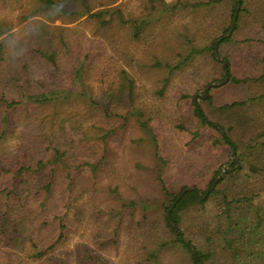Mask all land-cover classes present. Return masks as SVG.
I'll return each instance as SVG.
<instances>
[{
	"label": "trees",
	"instance_id": "1",
	"mask_svg": "<svg viewBox=\"0 0 264 264\" xmlns=\"http://www.w3.org/2000/svg\"><path fill=\"white\" fill-rule=\"evenodd\" d=\"M118 1L0 0V155L8 153L1 144L15 128L16 111H25L29 133L26 144L0 158L13 164L0 165V245L10 256L27 257V264H66L55 251L70 215L80 221L88 207L108 234L117 236L120 228L128 237L133 233L138 264H164L160 257L169 250L185 253V264H264V204L258 198L264 191V0ZM234 17L235 28L223 37ZM218 38L221 61L214 53ZM136 67L162 70L161 96L171 79L181 78L180 98L190 99L192 115L218 133L213 144L227 154L174 190L160 178L164 200L158 207L141 200L142 210L134 199L125 200L119 185L97 187L104 172L111 177L117 170L109 167L114 163L106 147L95 155L98 141L129 125L133 114L145 116L141 126L156 142L145 108L151 86L144 74L140 85L128 80ZM225 71V84L210 87L205 98L195 95ZM214 89H223L221 99ZM186 130L197 137V130ZM86 139L94 145L86 147ZM85 149L96 158L86 159ZM241 155L251 164L247 171L233 158ZM223 164L228 171L200 199ZM59 181L64 209L52 212L48 205ZM186 186L199 192L191 189L176 200ZM127 206L137 212L124 222ZM104 212L109 217L103 219ZM77 249L89 257L87 247Z\"/></svg>",
	"mask_w": 264,
	"mask_h": 264
},
{
	"label": "rangeland",
	"instance_id": "2",
	"mask_svg": "<svg viewBox=\"0 0 264 264\" xmlns=\"http://www.w3.org/2000/svg\"><path fill=\"white\" fill-rule=\"evenodd\" d=\"M131 9L134 13L137 10L134 4ZM144 23V20L138 21V25H144ZM55 24H60V22L56 21ZM129 70H131V77L128 80H133L137 85H140L141 82L138 77L144 74L145 78L143 79L151 86L148 92L149 94L146 95L147 104L145 108L149 111L146 118L151 132L156 138V142L152 141L151 133L141 126L140 121L145 116L141 117L138 114H133L130 117L129 125L124 126V128L119 126L108 136L106 142L98 141L100 147H106L110 152L107 155L114 164L109 165V167H113L117 172L111 177L104 172L102 175L103 179L97 187L105 183L119 185L118 190L125 200L134 199L137 202L139 210H142L140 208L141 200H145V202L152 206L154 205L153 207H158L164 200L160 178L164 180L169 190H174L183 184H189V179L192 176L191 173L195 170L196 173H199L201 169H204L202 165L212 166L221 164L227 159V154L222 144H213L212 139L217 137L218 133L211 128L201 126L199 120L192 115L190 99L183 100L180 98L178 90H181V86L184 85L181 78L176 77L179 81L171 79V83L166 86L164 94L161 96L156 92V89L162 86V81L159 79L163 76L162 70L161 72H154L153 69L143 68L144 71L141 72L138 67L136 69L130 68ZM221 80L211 81L209 83ZM91 83L93 86L96 85L95 81ZM190 85L194 88L200 87L199 83L196 85L194 81ZM206 85L203 88V92L196 93L195 95L202 97ZM189 91L191 93L193 92V90ZM222 91L223 89H214L211 91V94L215 96V99L219 96V99H221ZM202 105L207 111L208 106L206 103L203 102ZM1 114L2 110L0 107V118L2 117ZM12 119L15 128L13 132L8 134V137L6 136L4 138L1 144L4 147V153H8L5 156L0 155V158L6 159L8 155L11 156L19 145L22 146V144H26L29 140V133H26L27 131L23 127L25 123V111L23 109L16 111ZM186 129L197 130V137L192 139V136ZM92 134L93 131L90 130L89 137ZM93 145L90 139H86V147ZM85 150L87 155L86 159L91 157L95 159L102 152V147L97 149L96 156H92V150ZM159 156L165 159L166 163L163 164L160 162L158 159ZM235 157L238 161L237 165H241L242 171L250 169L249 165L251 164L244 155H241L240 158ZM71 161L74 160L72 159ZM0 163V165H13L5 160H1ZM223 167L228 166L223 164L220 170ZM3 179L4 177L0 178V187L3 184ZM63 186L64 183L59 181L55 191L52 192L51 201L48 205L52 212L64 209L61 200ZM258 198L264 204V191L258 193ZM70 199L74 200L71 196ZM112 201L110 199V201H104V203L106 204V202ZM133 209L137 212L135 210L136 207L127 206L125 208L124 222L128 218L129 220H133ZM105 211L108 210L105 209ZM147 212H155V208H149ZM89 213V208L84 207L83 217L80 221H77L74 219V216L70 215V226L64 236L62 244L55 251L57 257L62 259L66 264H100L101 262L105 264H138L142 256L138 249L133 246V233H130V237H128L120 228L117 236L112 233L108 234V228L103 220L94 222ZM103 215V219H105L109 217V212H104ZM105 236H108V240L104 242ZM79 245L87 247L91 256L89 255L87 257L84 253H80L77 249ZM7 248L8 246L0 245V261L13 259V264H27V257L22 256V254L17 256L12 254L10 256L5 250ZM164 253L160 257V261L164 264H185L184 262L187 259H185L187 257L185 253H183L185 257L181 254L173 253L172 250H169V252L165 251ZM96 256L98 258H95ZM90 257H94L95 260L89 259Z\"/></svg>",
	"mask_w": 264,
	"mask_h": 264
},
{
	"label": "water",
	"instance_id": "3",
	"mask_svg": "<svg viewBox=\"0 0 264 264\" xmlns=\"http://www.w3.org/2000/svg\"><path fill=\"white\" fill-rule=\"evenodd\" d=\"M238 8H239V2H238V6H237V8H236V12H237ZM235 17H236V14H235ZM235 17H234V19H233L232 22H231L230 29H229V30L223 35V37H227V36H229V35L231 34L232 30L235 28V25H236ZM220 39H221V38H218V39L214 42V53H215V57H216V59H218V60H221V58H220V56L218 55V52H217V46H218V43H219ZM227 79H228V77H227V71H225V77H224L223 80H221V81H217V82H212V83H209V84L206 85L202 97L206 96V94H207V92H208V90H209L210 87H212V86H217V85H221V84L225 83V82L227 81ZM234 159L236 160L237 158L235 157ZM228 169H229L228 167H223V168L220 170L219 174L214 178L212 184H211V185L209 186V188L205 191V193L202 194V195H201V194L199 195V198H200V199L204 198V197L209 193V191H211V190L215 187L217 181H218V180L220 179V177H221L222 172H225V171H227ZM191 189H195L196 191L199 192V189H197V188L185 187V188H184V189H183V190L177 195L176 200H179V198L184 194V192L189 191V190H191ZM169 212H170V209L168 210V213H169ZM198 264H199V263H198Z\"/></svg>",
	"mask_w": 264,
	"mask_h": 264
}]
</instances>
